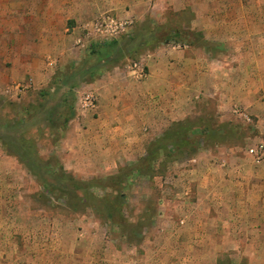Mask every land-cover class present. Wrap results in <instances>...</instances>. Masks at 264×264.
I'll use <instances>...</instances> for the list:
<instances>
[{"label":"rangeland","instance_id":"1","mask_svg":"<svg viewBox=\"0 0 264 264\" xmlns=\"http://www.w3.org/2000/svg\"><path fill=\"white\" fill-rule=\"evenodd\" d=\"M169 1L138 0L135 5H112L116 8L109 10L105 3H97L94 5L96 12L88 18L81 15L77 21L72 19L74 25L71 27L77 29L70 42L72 52L66 62H57L48 77L41 78L43 84L28 79V86L19 84L16 91L10 89L0 94V151L1 156L9 159L3 165L12 171L9 181L5 174L6 180L0 179V205L5 210L0 215L6 223L10 221L11 227L5 232L13 238L0 244V255L5 260L8 255L12 258L16 254L22 256L20 253L24 251L34 255L47 249L49 264H55L60 257L63 264H71L66 256L73 253H78L79 257V263L73 261L74 264L256 263L253 260L233 262L227 255L215 260L208 253L215 245L204 248L200 243H180L174 238L199 234L200 229L190 224L207 214L202 211L200 201L199 164L187 159L198 155L201 160L204 154L213 159L212 156L218 154L219 143L239 146L238 154L246 157L245 149L257 143L256 136L264 142V131L255 132L261 130L254 127L257 117L249 114L251 121L245 122L232 110L226 117H219L214 115L216 108L212 98L197 103L184 119L172 123L181 121L192 127L207 123L222 125L221 138L213 140V133L197 130L190 138L195 139L200 148L192 156H183L184 153L177 151L174 160L164 163L165 169L155 164V170L161 172L129 175L127 180L120 182L114 178L117 171L128 168L143 156L141 150H136L137 141L131 138L123 142L128 149L117 146V150L110 151L105 148V138L93 133L92 125L99 120L98 100L93 109L82 104L86 93L92 92L97 97V87L103 89L110 79L126 80L129 86L135 87V81L149 73L147 62L159 59L155 54L159 48L185 45L195 40L191 32L184 36V30L189 29L191 23L198 26L199 20H193L183 4L177 8ZM106 15L124 22V29L111 38L101 35L94 25ZM176 31L182 34L174 41ZM170 35L172 39L166 40ZM104 43L112 44L100 49V44ZM98 61L104 65L103 70L90 73L89 69ZM95 82L97 85L92 86ZM69 86L72 87L75 115L54 144L58 137L55 130L60 133L61 129L53 126H62L63 118L58 120L52 116L54 124L49 123L48 112L56 108ZM129 134L138 136V133ZM156 134L159 133L152 134L153 139L158 137ZM199 137L204 138V142H200ZM5 140L10 143L8 152ZM19 140L25 145L29 142V152L40 160L28 157L20 160L15 156L14 151L23 154L22 146L17 144ZM118 142L121 146V140ZM125 152L132 153L133 160L127 158ZM24 154L31 155L25 150ZM222 155H219L220 161H227V155ZM27 161L36 174L29 172ZM43 164L46 168L41 170L39 166ZM59 176V180L55 179ZM43 183L48 187L44 188ZM3 184L7 187L3 188ZM60 187L69 194L65 195Z\"/></svg>","mask_w":264,"mask_h":264},{"label":"crops","instance_id":"2","mask_svg":"<svg viewBox=\"0 0 264 264\" xmlns=\"http://www.w3.org/2000/svg\"><path fill=\"white\" fill-rule=\"evenodd\" d=\"M95 1L0 0V94L16 91L19 84L28 86V79L41 85V78L48 77L57 62L67 61L77 30L71 27L72 19L77 21L81 15L88 18L96 12L97 3H105L109 10L117 5H135L138 0ZM169 3L177 8L183 4L192 19L199 20L198 26L191 23L188 29L195 40L184 47L159 48L155 53L159 59L147 62L149 73L135 81V87L122 79L108 80L103 89L97 87L99 120L92 125L93 133L105 138L103 146L110 151L128 149L123 142L134 138L141 155L153 140L152 134L157 132L159 137L172 122L184 119L192 107L209 98L215 103L214 115L226 117L239 106L258 118L254 127L261 130L255 132L264 131V0ZM130 132L138 136H130ZM254 141L261 139L256 136ZM218 147L213 159L207 154L201 160L198 155L187 159L199 164L200 201L207 214L190 224L200 229L199 234L175 237V242H197L204 248L215 245L208 251L215 260L227 255L233 262L264 264V162L253 164L238 154L239 146L219 143ZM224 153L228 159L221 162L219 155ZM124 155L134 158L132 153ZM6 160L0 151V179L5 174L9 181L12 171L3 165ZM1 206L0 213L5 211ZM10 227V221L6 223L0 215V244L13 239L5 232ZM92 250L94 246L90 253ZM20 254L13 258L8 255L7 260L0 255V264H49L47 249L34 255L26 251ZM66 257L71 264L79 263L78 253ZM55 264H63L62 258Z\"/></svg>","mask_w":264,"mask_h":264},{"label":"trees","instance_id":"3","mask_svg":"<svg viewBox=\"0 0 264 264\" xmlns=\"http://www.w3.org/2000/svg\"><path fill=\"white\" fill-rule=\"evenodd\" d=\"M188 32H189L188 28L185 29L184 30V36L188 35ZM181 34H182L181 31H176V33H174L173 40L175 41L176 39H178L179 36L181 37ZM171 39H172V37L170 35V38H167L166 40H171ZM116 42H118V41H114V43H116ZM190 42H193V41H190ZM111 44L112 43L100 44L99 48L103 49L105 47L110 46ZM99 61L97 63H95V65L92 66L91 69H89L90 73L91 72H97L98 73L99 71L103 70L104 65L101 64ZM60 99H61V101L59 102L58 105H56V108L53 110L51 109L48 112V119H50L49 123L54 124V120L51 119L52 116H55V118L58 120L63 118L61 120L62 126H60V125H59V127H56V125L53 126L56 129H58V128L61 129L58 131L60 133H57L55 130V133L57 134L58 137L54 141V144L63 135V133L65 131V127L67 125V122L75 115L72 87L69 86V89L67 91L63 92ZM55 110H57V111H55ZM61 110H62V112H60ZM197 130H198V132H201V133H210V134L213 133V135L215 136V138L213 140H215L216 138L219 140V137H220L219 132H220V130H223V127H222V125L217 126L216 124H211V123H207V124H204L201 126H194V127L186 126V125H184V122L182 123L181 121L180 122L178 121L176 123H172V125L170 124L168 126V128L165 131H163L159 137L151 140L146 145L145 153L143 154V156H141L137 161H135L133 164L128 166V168H126V169L120 168L117 171L114 178L118 179L120 181V180H127V177H129V175L145 176V175H149V174H154L156 172L158 173L159 171L161 172L162 170H158V171L155 170V164L157 163L160 166H162L163 169H165L164 163L167 164L168 162H170L171 159L174 160V158H176L178 156V155H176L177 151L184 153L183 156L185 154L187 156H192V154L197 152L198 149L200 148L197 141L195 139L190 138L194 132H197ZM51 132H52V130H51ZM189 140H191V141H189ZM199 140H200V142L202 140L204 142L205 139L202 137H199ZM193 141H194V143L191 144V142H193ZM3 143L7 148L6 152H8L10 150V147H7V146H10V143L6 140ZM19 143L22 146L21 150H22L23 154L21 153L22 155H20L17 151H14L15 156L19 157L20 160H24V158H26V157H28L29 160H35V158L40 160V158L35 157L34 153L32 155V153L29 152L30 146H31V144L29 142H27V145H25V142L23 140L22 141L19 140L17 142V144H19ZM205 146H206V144H205ZM170 147H173V148L171 149ZM24 150L26 151V153L31 154V155L25 156ZM28 161H27V164L25 163V165L28 168L29 172L36 174V172L34 171V168H32L30 166V164H28ZM44 163L47 164L46 162H44ZM45 164L39 166V168L41 170H44V168H46ZM160 166H159V168H160ZM62 174H63V172H62ZM55 179L59 180L60 176L58 178H55ZM65 179H66V177H64V175H63L62 176L63 182ZM43 186H44V188L48 187V185L45 183H43ZM61 189L63 190L65 195L69 194L66 189H63V188H61Z\"/></svg>","mask_w":264,"mask_h":264},{"label":"built area","instance_id":"4","mask_svg":"<svg viewBox=\"0 0 264 264\" xmlns=\"http://www.w3.org/2000/svg\"><path fill=\"white\" fill-rule=\"evenodd\" d=\"M99 19H97L94 25L99 31V33L107 38L116 36L120 30L124 29V22L118 21L117 19H114L109 15L102 16ZM174 46L184 47L185 45L175 44ZM96 100H97L96 95L92 92H89L86 93L84 98L82 99V104L88 109H93L96 106ZM232 112L236 117L240 118L245 122L251 121V117L249 113H247L244 108L235 106L233 107ZM245 151H246V155L253 164L259 165L262 162H264L263 141H259L251 145L250 147L246 148Z\"/></svg>","mask_w":264,"mask_h":264}]
</instances>
